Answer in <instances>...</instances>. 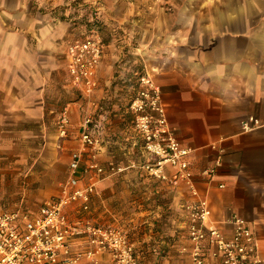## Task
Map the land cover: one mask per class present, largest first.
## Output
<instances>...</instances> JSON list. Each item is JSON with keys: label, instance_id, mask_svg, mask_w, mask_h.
Listing matches in <instances>:
<instances>
[{"label": "crops", "instance_id": "crops-1", "mask_svg": "<svg viewBox=\"0 0 264 264\" xmlns=\"http://www.w3.org/2000/svg\"><path fill=\"white\" fill-rule=\"evenodd\" d=\"M141 1L146 18L140 26L143 65L161 91V106L174 135L190 149L193 185L177 177L170 164L162 168L163 177H146L144 170L135 179L94 177L89 217L100 226L133 231L139 246L151 243L168 249L159 264H193L186 207L205 200L207 225L227 237L233 234V214L249 222L264 261V0ZM127 8L123 22L133 9ZM5 20L8 32L0 33V154L2 147L43 134L57 139L52 141L57 151L65 147L55 126L61 113L51 109L47 115L54 106L48 103V93L61 89L66 75L68 86L88 96L68 70L67 47L75 38L69 32L62 44L59 37L57 41L58 25L37 28L40 24L28 17ZM104 56L93 93L111 74L113 59L110 53ZM82 105L76 101L67 108L75 136L82 132ZM211 168H216L214 177L204 174ZM51 197L37 206L27 194L22 199L37 211ZM133 202L136 209H130ZM17 203H0V213ZM132 211L137 220H129ZM110 257L105 253L102 261ZM207 264L223 263L210 256Z\"/></svg>", "mask_w": 264, "mask_h": 264}, {"label": "rangeland", "instance_id": "rangeland-1", "mask_svg": "<svg viewBox=\"0 0 264 264\" xmlns=\"http://www.w3.org/2000/svg\"><path fill=\"white\" fill-rule=\"evenodd\" d=\"M174 1L177 4L183 2ZM141 2V0H0L1 34L8 32L5 19L14 16L32 18L34 22L40 24L35 26L37 28L44 27V23L58 25L57 41L59 37L62 44L69 32L72 37L78 38L91 30H96L105 46V54L110 53L113 59L110 63L111 74L107 78H102V85L97 93L82 95L76 88L68 86L66 75L62 76L64 86L58 90L52 89L48 93V103L54 106L46 110L47 115H50L51 109L57 110L60 114L65 108H69V103L82 101L84 115L92 118L91 129L95 131L98 143L95 149L86 147L81 167L82 176L88 182L91 177L140 178L143 170L145 176L149 178L158 174L163 177L165 174L162 169L158 171L157 167L162 157L149 149L147 134L141 127L145 116L158 117L151 106V96L143 95L150 87L143 84L142 77H149L152 81L153 77L143 65L140 50L142 43L140 26L146 19L140 8ZM127 6L133 9L128 21L123 22L121 18L128 11ZM162 12H168V9H163ZM61 50L62 45L58 46L57 52L60 66L63 58ZM105 58L104 56L102 66ZM83 122L84 118L82 124ZM50 123L54 126L53 121ZM55 124L59 131V121L56 120ZM71 124L63 137L65 147L57 151L52 144V141L57 139L44 134L26 138L24 144L1 148L2 205L17 203L24 194H27L32 206H37L44 199L61 191L62 184L69 176L72 152L82 146V132L75 136ZM75 130H79V127ZM59 134L61 135L60 131ZM92 162H97L103 168L101 174L89 170V164ZM132 193L135 194V191ZM130 209H136V202L130 205ZM134 211L130 213L129 220H137ZM129 224L135 225V221ZM110 227L126 233L129 244L133 246V255L138 258L140 264H159L160 259L162 261L168 256V249L153 248L151 243L150 245L145 243L144 247L139 246L136 236L131 234L133 231L127 233L119 227Z\"/></svg>", "mask_w": 264, "mask_h": 264}, {"label": "built area", "instance_id": "built-area-1", "mask_svg": "<svg viewBox=\"0 0 264 264\" xmlns=\"http://www.w3.org/2000/svg\"><path fill=\"white\" fill-rule=\"evenodd\" d=\"M105 54V46L96 30L75 38L67 47L68 70L73 83L91 95ZM150 87L146 97L158 117L145 116L141 125L147 134L149 149L162 157L158 171L170 164L179 178L193 185V172L188 159L190 149L184 147L172 131L164 108L161 91L151 78L142 77ZM67 108L60 114L59 131L62 136L71 124ZM92 118L87 115L82 124V146L72 152L69 176L58 195L44 201L37 211L31 210L21 199L17 205L0 213V264H140L133 255L126 233L110 226H99L89 217L91 198L96 185L94 177L84 184L81 167L86 147L95 149L98 139L91 129ZM219 160L217 166L220 165ZM89 170L103 172L96 162ZM216 168L204 174L214 177ZM92 181V182H91ZM191 224L189 237L193 244V264H207L208 258L220 259L223 264H264L257 235L249 222L233 214L229 222L234 230L231 237L214 226L207 225L208 204L200 200L188 207ZM110 260L102 261L103 254Z\"/></svg>", "mask_w": 264, "mask_h": 264}]
</instances>
